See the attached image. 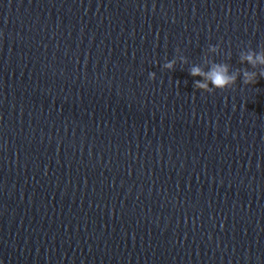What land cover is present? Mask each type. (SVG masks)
Wrapping results in <instances>:
<instances>
[{"label":"water","instance_id":"obj_1","mask_svg":"<svg viewBox=\"0 0 264 264\" xmlns=\"http://www.w3.org/2000/svg\"><path fill=\"white\" fill-rule=\"evenodd\" d=\"M249 47L264 0H0V264H264V77L189 74Z\"/></svg>","mask_w":264,"mask_h":264},{"label":"clouds","instance_id":"obj_2","mask_svg":"<svg viewBox=\"0 0 264 264\" xmlns=\"http://www.w3.org/2000/svg\"><path fill=\"white\" fill-rule=\"evenodd\" d=\"M220 50L219 44L209 45L208 52L217 53ZM179 52V49L176 50ZM179 60L183 63L186 62V58L180 55ZM177 58L167 61L163 64V68L172 69L176 64ZM239 61L241 64L247 63L252 69L248 70L246 68H239L230 71V65L224 62H214L211 59L205 57L203 63L206 64L207 70L201 65H193L190 68L189 74L191 76L202 77V79L195 80L194 87L199 90H203L211 93L214 89H225L231 87L237 80L238 76L242 79L244 84H255L257 77H264V48L260 50H253L252 48H247L246 50H241L239 53ZM155 77L154 72L149 73V79Z\"/></svg>","mask_w":264,"mask_h":264}]
</instances>
